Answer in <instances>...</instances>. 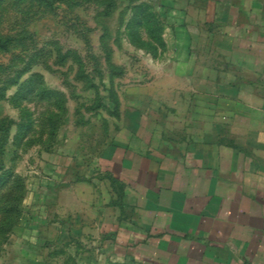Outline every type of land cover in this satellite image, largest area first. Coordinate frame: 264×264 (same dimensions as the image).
<instances>
[{"label": "rangeland", "instance_id": "1", "mask_svg": "<svg viewBox=\"0 0 264 264\" xmlns=\"http://www.w3.org/2000/svg\"><path fill=\"white\" fill-rule=\"evenodd\" d=\"M186 2L199 17L203 0H0V264H109L119 200L105 162L174 143L184 120L152 99L153 79L169 63L167 19ZM139 4L163 25L158 58L151 27L132 23ZM196 42L198 66L225 44Z\"/></svg>", "mask_w": 264, "mask_h": 264}, {"label": "crops", "instance_id": "2", "mask_svg": "<svg viewBox=\"0 0 264 264\" xmlns=\"http://www.w3.org/2000/svg\"><path fill=\"white\" fill-rule=\"evenodd\" d=\"M203 2L167 19L169 63L153 79L167 90L152 99L184 120L174 143L105 162L119 200L109 264H264V0ZM216 38L196 65V40Z\"/></svg>", "mask_w": 264, "mask_h": 264}, {"label": "trees", "instance_id": "3", "mask_svg": "<svg viewBox=\"0 0 264 264\" xmlns=\"http://www.w3.org/2000/svg\"><path fill=\"white\" fill-rule=\"evenodd\" d=\"M135 14L133 16L132 23L138 25L143 24L149 25L151 27V36L152 39L158 42V48L152 49V54L155 58H158V51H163L164 42H163V25L161 21L158 19V16L153 11L152 7L148 4H139L135 6ZM6 180L0 178V186H2Z\"/></svg>", "mask_w": 264, "mask_h": 264}]
</instances>
